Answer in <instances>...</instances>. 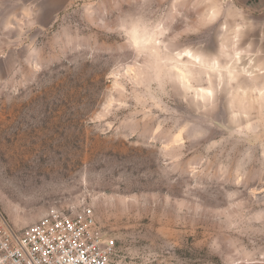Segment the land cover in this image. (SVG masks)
I'll use <instances>...</instances> for the list:
<instances>
[{
    "label": "rangeland",
    "instance_id": "rangeland-1",
    "mask_svg": "<svg viewBox=\"0 0 264 264\" xmlns=\"http://www.w3.org/2000/svg\"><path fill=\"white\" fill-rule=\"evenodd\" d=\"M87 206L112 264H264V0H0V213Z\"/></svg>",
    "mask_w": 264,
    "mask_h": 264
},
{
    "label": "built area",
    "instance_id": "built-area-1",
    "mask_svg": "<svg viewBox=\"0 0 264 264\" xmlns=\"http://www.w3.org/2000/svg\"><path fill=\"white\" fill-rule=\"evenodd\" d=\"M115 253L91 207L51 208L21 229L0 213V264H112Z\"/></svg>",
    "mask_w": 264,
    "mask_h": 264
}]
</instances>
